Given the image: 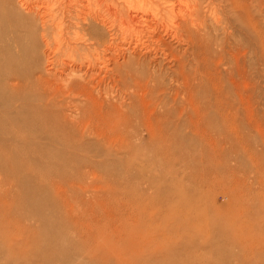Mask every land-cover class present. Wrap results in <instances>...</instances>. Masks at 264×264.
Returning a JSON list of instances; mask_svg holds the SVG:
<instances>
[{
  "label": "rangeland",
  "instance_id": "obj_1",
  "mask_svg": "<svg viewBox=\"0 0 264 264\" xmlns=\"http://www.w3.org/2000/svg\"><path fill=\"white\" fill-rule=\"evenodd\" d=\"M0 1L3 15L7 4ZM164 1L168 7L178 0ZM213 3L232 32L231 37L221 28L211 31L218 41L254 48L253 37L246 34L254 24L259 37L258 63L241 83L249 90L258 122L247 121L250 110L240 109L233 84L224 79L237 124L221 125L210 115L214 126L231 137L225 142L207 140L192 123L199 119H189L194 107L183 74L203 57L192 56L187 40L160 33L168 55L139 49L118 60L125 68L120 64L119 73L126 74L135 59L160 71L163 107L157 111L164 113L163 122L176 125L175 143L155 142L149 130L126 141L107 136L98 122L114 110L122 111L113 114L121 118L144 105H131L133 81L127 87L114 75L77 70L90 41L62 45L63 39L75 42V35L83 34L74 19L67 20L69 28L61 34L54 30L46 51L52 61L49 73L43 69L42 48L34 55L42 62L30 68L34 76L6 80L13 65L7 66L0 49V264H264V0ZM207 14L212 18V10L206 9ZM128 41L129 36L123 40ZM245 52L246 61L255 63V51ZM208 64L225 76L224 60ZM200 98L212 103L208 95ZM139 121L133 116L132 127L140 128ZM127 144L129 150L120 152ZM110 151L116 155L109 156Z\"/></svg>",
  "mask_w": 264,
  "mask_h": 264
},
{
  "label": "bare ground",
  "instance_id": "obj_2",
  "mask_svg": "<svg viewBox=\"0 0 264 264\" xmlns=\"http://www.w3.org/2000/svg\"><path fill=\"white\" fill-rule=\"evenodd\" d=\"M117 1L42 0L41 2L40 0V2H36L35 0L36 3L32 1L29 3L27 0H5L3 6L7 4L6 11L3 15H0V49H2V53L6 58L7 66L9 67L12 64L13 67H9L11 68V73L7 74V76L4 73L5 76L3 77L6 80L15 78L18 81L31 78L34 76L35 70H31L30 68L37 64V62L38 64L41 63L43 60L41 57L46 60V65L43 69L49 73L52 69L50 66L52 61L48 60L50 54L46 51H50L54 30H57L61 34L65 28H69L66 23L67 20L74 19L77 27L83 31V34L75 35V39L77 40L75 42L63 39L62 45L69 47L73 43L78 44L79 41H90V45L83 50L82 56L78 59L80 64L77 70L80 71L82 68H85L84 74L95 70V72H103L111 77L114 75V77H117V81L120 80L119 82L127 87L129 86V81H133V85L129 87L134 96V101L131 105L136 106L138 102L144 105L138 112L133 109L130 113L120 114L123 116L121 118L113 114L122 111L114 110L110 117L107 116L108 118L105 121L98 122L101 127L107 129V136H119L126 141L127 138L136 135L141 130H149L155 142L175 143L179 139V135L175 131L176 128L173 127L176 125H173L171 122H163L164 113L160 114L157 111V109L163 107L162 99L159 98L158 94V91L163 87L160 71L150 70L147 63L135 59L132 65L131 62L127 65L128 70L126 69V74L125 72L119 73V66L122 63H119L118 60L120 58L125 59V53L129 50H132V53H134L139 49H146L154 51V53L161 51V54L168 55L165 49L161 48L164 44H162V39L158 36L160 33H163L166 36H171L172 39L177 38L178 41L179 39L187 40L190 42L192 56L194 58L198 57L200 60L203 57V61L199 65L196 64L195 68L187 74H183V77L186 87L191 93L188 102L194 107L189 114V119L191 121L194 118L199 119V123L193 121L192 123L198 126V128L203 129L204 138L211 142L231 140V137L224 134L221 128L219 129L214 126L210 111L212 115L217 116L221 125H226L229 122L237 124L236 113L232 111L234 101L231 99L230 89L227 87V82L224 79H227L228 83L233 84L235 88L234 93L240 103L238 104L240 109L242 111L246 109L250 110L249 113L251 114H249V117L246 116L247 121L251 123L258 122V113L248 94L249 90L241 87V83L249 79L248 71L258 63L259 59L257 46V39L259 37L256 24H254L255 28L252 32L249 30L246 32L249 37L251 36L250 38L253 37L254 48L236 44L235 40L233 46L227 47L224 45V42L218 41L211 33V31L221 28L228 36L232 37L228 21L220 16V11H217L213 0H178L177 3L169 4L168 7L163 5L164 0ZM206 9H209V12L212 10V18L208 14L206 15ZM207 17L211 18L210 21H207ZM127 36H129V41L124 43L123 40ZM119 37L122 39H120L121 41ZM213 44H217V46L213 47ZM42 48L44 49L42 50ZM246 48H251L252 51H255L254 59L252 57L255 63L249 64L246 61L248 59L247 54L246 52L243 53ZM39 50H42L40 52L41 57L35 59L34 55L38 54ZM70 55L72 56L73 54ZM173 56L175 55L173 54ZM217 58H220L221 61L224 60L226 63L227 67L224 68L225 76L220 75L214 69V66L212 67L211 64L210 66L208 64V62L212 63ZM127 60L131 61L133 59L129 57ZM71 61H73L71 64L75 65V61L73 59ZM65 65L68 67L67 64ZM123 69L125 68L123 67ZM177 75H179V71H177ZM178 79L179 76L176 79L179 82ZM139 92L143 93L141 101L138 99L135 101V95ZM207 95L211 97V104H207L200 98ZM43 98L44 95L42 93L38 99ZM38 105L40 109L45 108L41 106L43 105L41 103ZM79 108L77 109L79 110ZM165 112L169 115L172 113L168 110ZM133 116H138L140 119V124L138 125L140 128H136L137 126L132 127L131 119ZM97 136L99 135L97 134ZM128 150V144L121 146L119 149L120 152H127ZM116 153H118V150ZM116 153L110 151L108 154L112 157ZM74 212H77V210ZM36 240L34 239L35 245H38L39 243ZM35 245H33V248L36 247ZM49 245L50 243L47 244V246ZM52 249H48V252H52Z\"/></svg>",
  "mask_w": 264,
  "mask_h": 264
}]
</instances>
